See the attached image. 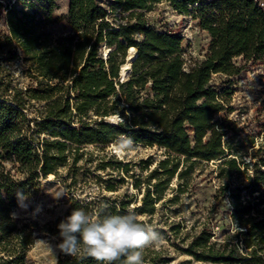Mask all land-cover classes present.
<instances>
[{
	"label": "trees",
	"instance_id": "1",
	"mask_svg": "<svg viewBox=\"0 0 264 264\" xmlns=\"http://www.w3.org/2000/svg\"><path fill=\"white\" fill-rule=\"evenodd\" d=\"M158 3L190 16L209 37L204 58L189 68L182 36L147 21L145 12ZM56 9V0H0L6 26L0 33V264H28L34 231L13 213L38 193L41 179L69 161L75 165L87 145L120 147L125 138L131 146L161 149L164 157L151 169L145 162L140 205L129 209V200L115 214L153 216L157 204L181 202L195 165L221 160L215 203L190 226L182 251L213 264H264V146L253 161H239L217 118L226 93L212 84L214 74L237 76L251 64L264 66V0H112L109 8L97 0H68L64 16L54 15ZM130 49L134 59L123 74ZM16 59L25 65V84L3 65ZM108 165L141 189L128 163ZM225 201L232 227L218 240L213 223L223 218L217 205ZM182 227L169 224L175 235ZM56 264L97 262L83 250L75 256L59 250Z\"/></svg>",
	"mask_w": 264,
	"mask_h": 264
},
{
	"label": "rangeland",
	"instance_id": "2",
	"mask_svg": "<svg viewBox=\"0 0 264 264\" xmlns=\"http://www.w3.org/2000/svg\"><path fill=\"white\" fill-rule=\"evenodd\" d=\"M97 1L109 8L112 0ZM56 2L57 9L54 15L64 16L68 0ZM145 14L148 23L155 28L169 29L182 36L185 68L204 58L209 37L190 16L179 15L167 3L155 4ZM61 23L65 24V21ZM5 27L4 14H1L0 33ZM59 29L60 24L55 26L54 31ZM133 54L134 52L130 50L129 57ZM235 61L240 63L239 58ZM3 65L15 74L21 84L27 83L28 80L22 73L25 65L20 59ZM212 84L220 92L224 90L226 93V109L217 115L229 132L224 139L225 143L237 151L239 161H253L255 149L261 144L264 146L263 64H251L245 72L237 76L214 74ZM251 139L254 146H250ZM163 157V150L156 147L134 145L129 149H122L116 144L108 147L87 145L83 148L82 158L75 165L69 161L65 166L59 167L55 175L50 174L41 179L38 193L21 200L13 213L20 224L31 223L34 231L35 240L27 252V263L56 264L59 251L57 245L61 242L57 225L64 219L68 207L83 208L93 214L97 212L115 214L114 209H118L122 203L129 200L131 201L129 209L140 205L141 194L146 187L145 177L149 172V169L145 168V162L151 163V169L154 163ZM111 161H121V165L128 163L130 173L142 182L141 189L133 187L135 178L126 176L121 168L108 165ZM220 161L200 162L195 165L191 176L184 181V189H188L190 195L187 192L181 194V202L159 203L153 216L137 214L139 219L160 229L159 243L144 250V264H213L196 261L183 253L182 247H185L192 232L190 226L196 225V220L203 221L207 210L215 203L213 196L221 183L217 177ZM175 183L176 179L172 181L173 188ZM170 195L171 191H168L167 196ZM228 206L226 201L217 205L220 211L225 212L223 218L220 216L218 222L213 223L214 239H223L231 230ZM177 221L182 222L184 227L175 235L171 232L169 224Z\"/></svg>",
	"mask_w": 264,
	"mask_h": 264
},
{
	"label": "clouds",
	"instance_id": "3",
	"mask_svg": "<svg viewBox=\"0 0 264 264\" xmlns=\"http://www.w3.org/2000/svg\"><path fill=\"white\" fill-rule=\"evenodd\" d=\"M120 147H131L130 138L120 140ZM61 242L58 249L75 256L81 250L97 264H144V250L159 243V232L141 221L135 212L95 214L74 208L57 225Z\"/></svg>",
	"mask_w": 264,
	"mask_h": 264
},
{
	"label": "water",
	"instance_id": "4",
	"mask_svg": "<svg viewBox=\"0 0 264 264\" xmlns=\"http://www.w3.org/2000/svg\"><path fill=\"white\" fill-rule=\"evenodd\" d=\"M133 59H134V55L131 56V57H128V64H129V67H127V68L125 69L126 71L130 69V66H131V63H132ZM122 70H123V69H122ZM126 71H125V73H126Z\"/></svg>",
	"mask_w": 264,
	"mask_h": 264
},
{
	"label": "bare ground",
	"instance_id": "5",
	"mask_svg": "<svg viewBox=\"0 0 264 264\" xmlns=\"http://www.w3.org/2000/svg\"><path fill=\"white\" fill-rule=\"evenodd\" d=\"M131 51H133V49H130ZM127 67H129V64H128V62L122 67V69H123V72H125L126 70V68Z\"/></svg>",
	"mask_w": 264,
	"mask_h": 264
}]
</instances>
